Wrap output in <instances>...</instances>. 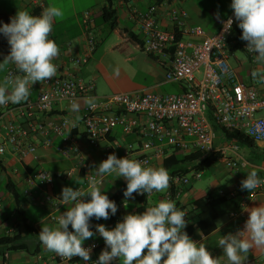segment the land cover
<instances>
[{
	"label": "crops",
	"instance_id": "0c3cea01",
	"mask_svg": "<svg viewBox=\"0 0 264 264\" xmlns=\"http://www.w3.org/2000/svg\"><path fill=\"white\" fill-rule=\"evenodd\" d=\"M157 1L131 0V6L137 11L144 12ZM178 2L179 6L187 14V24L191 27L200 28L206 36L214 35L218 30L220 21L225 19L232 11L230 7L231 0H179ZM50 4L61 7L65 13L62 20L54 22L53 31L49 37L57 43L60 49L58 58L53 61L57 65V74L61 70L69 68L79 79L85 82H92L94 89L90 96L77 101L80 105L78 113L70 111V107H67L65 103H56L48 112L36 114V121L44 123L50 121L57 122L62 117H68L69 121L72 122L88 106L85 102V99L88 97H95V102H97L101 98L113 93L179 94L185 91L184 85L170 83L165 80L164 74L169 68V61L167 59L149 56L142 51L141 47H136L130 43H123L122 39L115 33H109L106 29H103L104 26L101 25L98 14L109 5L107 0H0V15L10 14L14 17L17 11L28 10L30 14L38 16ZM110 5L116 16L117 27L127 30L129 34H135L141 41L137 26L129 18L128 8L117 0H110ZM85 11H93L95 13L93 28L96 46L88 62L76 71H72L70 59L84 55L80 15ZM159 18L160 27L169 29L164 16H159ZM3 24H6V22H2L0 27ZM105 33L106 37L109 35L108 39H106ZM110 35L115 36L116 39H113ZM241 35L242 30L237 25L232 33L234 44L228 46V49L233 46L236 49L230 53H228L227 49L226 64L240 82L255 88L258 97L264 98V84L255 83L251 76V72L254 69L264 68V66L254 62V55L252 58L248 55L245 49L247 42L240 38ZM1 43H8L7 38L2 36ZM6 55L0 52V62L3 61ZM9 67L15 66L9 65ZM117 68L119 69V75H116L115 72ZM5 74L6 71L0 72V81H2ZM196 78L199 79V75ZM95 83L98 85L102 83L103 87L106 88V92L102 90L97 94ZM39 84V82L36 83V85ZM35 99L36 91L30 94L28 100L34 101ZM9 103L12 104L11 102ZM6 111L4 106H0V143L4 142L3 126L7 121L12 119L20 127L27 126L26 122L17 113L13 112L10 115H6ZM257 116L264 118V112L258 113ZM69 135L76 141L79 149L78 157L72 155L69 158H64L59 154L56 149L64 144V139L52 134L49 135L51 143L47 147L42 145L43 137L35 134L29 135L26 143L35 145L36 150L33 155L22 160L11 151L9 145H6L5 154L0 157V236L5 234L19 235L23 240L22 242L27 246L28 252L5 253L0 257V264H35L36 262H40L41 264H89L94 255L99 257L101 251L105 249L104 239L94 235L83 243L88 244L91 241H96L100 245L99 249L94 252V255H90L91 259L89 261H83L82 258L60 261L59 256L47 251L41 244L38 233L42 225L55 226L59 215L72 206L71 204L64 206L60 204L63 187L67 186L73 189L82 187V190H86L88 187L85 180L87 176H96L103 180L111 175L98 176L95 169V166H98L101 162L103 148L108 142L115 145V153L118 157H122L127 145H131L133 150H139L140 139L137 135H123L121 129L116 128L106 138V141H100L96 146L90 147L86 142L83 127L79 121L77 122V127ZM215 135L216 138L213 146L220 148L225 143V140L218 132H215ZM237 146L239 147V145ZM247 149L248 156L244 157L237 153V156L245 162L243 167L235 172L226 169L231 177L229 181L225 180V178L222 179L224 186L196 193L190 183L188 186L182 188L181 194L177 198L180 205H184L186 208H188V204L192 201L204 198L207 195H211L214 199H223L216 208L218 219L216 220L214 231L206 236L194 232L191 237L193 241L205 244L214 257L220 258L221 264H228V262L227 258L223 256V249L217 246L218 240L223 235L229 233L235 234L238 230H243L248 218V213L245 209L264 206V191L252 199H245V202L241 193L236 194L233 198H227L226 196L233 186L242 179H246L247 174L252 170L257 171L259 178H264V140L253 142V148ZM250 156H253L256 160ZM220 162L223 163L222 158ZM160 163L161 159H154L149 166L158 168L160 167ZM214 165L209 170H214ZM37 169H43L50 173H66L69 170H73V174L69 177L55 180L51 188L32 189L34 197L32 199L22 194L24 188L23 179L28 173ZM201 174L202 176L199 180L203 178L204 172H201ZM213 176L214 180L212 182H218L220 177L217 175ZM8 184H13L23 196L19 212L16 210L14 200L6 188ZM212 184L210 183V185ZM111 185L114 187L111 191L99 188L104 194L110 196L115 192L116 180H112ZM165 192L158 194L153 191L148 199V207L155 206L162 198L165 200ZM45 195L51 196L49 203L43 201ZM85 199H90V197H86ZM136 208L137 204L135 202L128 201V206H124L123 208V216L130 213L134 214V209ZM192 217L193 215L188 214L190 222L193 221ZM23 219L26 220V223L31 228L30 232L25 231L24 224L22 223ZM247 262L251 264H264V249L253 247L247 254L245 264ZM111 264H121V261H113Z\"/></svg>",
	"mask_w": 264,
	"mask_h": 264
},
{
	"label": "built area",
	"instance_id": "2783aa9c",
	"mask_svg": "<svg viewBox=\"0 0 264 264\" xmlns=\"http://www.w3.org/2000/svg\"><path fill=\"white\" fill-rule=\"evenodd\" d=\"M117 1L128 8L129 18L137 26L141 36L142 51L154 58L167 59L169 68L165 71V80L184 85L185 91L179 94L115 93L101 98L95 102L94 107L86 106L80 114L79 122L83 127L87 144L94 147L100 141H106L116 128H120L123 135L139 136V150H133L131 145H127L123 156L118 157L115 153V145L108 142L103 148L101 162L107 159L109 154L114 153L117 158L128 156L131 159L146 161L145 166H149L154 159L162 160L168 152L177 150L183 153H218L229 171L235 172L243 167L245 162L237 156L238 146L234 142L224 139L225 143L220 148L213 146L216 135L209 121L211 118L216 125L227 130L239 131L253 142L264 140V137L247 134L250 127L264 122V118L257 117L258 113L264 112V98L258 97L255 88L240 82L226 64L227 49L234 44L232 33L238 25L233 10L220 21L214 35L206 36L200 28L187 24V14L179 6V0H158L144 12L133 8L131 0ZM94 15L93 11H85L80 15L84 55L70 59L72 71L86 64L95 50ZM159 16H164L169 29L160 27ZM230 18L233 23L228 28L226 22ZM248 55L252 58L254 54L248 53ZM8 72L19 74L15 67H9L6 74ZM197 75L199 79L196 78ZM93 89L92 82L79 79L69 68H65L54 78L33 85L30 94L36 91L34 101L4 105L7 110L6 115L17 113L27 126L20 127L12 119L4 124V142L0 143V149L3 151L0 152V157L5 154L6 145L10 146L11 151L20 160L33 155L36 146L26 143L31 134L43 137L44 147L51 143L50 134L62 137L64 144L57 147V152L64 158L72 155L78 157L79 149L76 141L69 135L75 128L72 127L68 117H62L57 122L44 123L36 121L35 115L48 112L56 103H65L70 107L73 101L77 102L90 96ZM42 174H50L51 180L42 181L40 177ZM72 174L73 170L66 173H50L37 169L24 177L22 194L33 199L32 189L51 188L55 180ZM201 176V172H192L186 176L172 177L164 198L176 200L182 188L188 186L191 181L199 180ZM88 177L90 176L85 179L87 184ZM96 178L100 181L98 184L100 187L102 179ZM260 179L264 180V178ZM241 181L226 194L227 198H233L241 193L245 202V199H252L264 191V184H261L250 194L247 190L241 189ZM77 188L82 189V187ZM43 201L49 203L51 196L45 195ZM123 208V204L118 206L117 216L112 221L98 224H103L108 229L114 228L124 217ZM184 212L188 217V210ZM96 225H90V230L98 238L103 239L97 232ZM83 246L92 248L90 255H94L100 247L96 241ZM98 258L94 255L89 264L97 261ZM59 259L68 261L61 257Z\"/></svg>",
	"mask_w": 264,
	"mask_h": 264
},
{
	"label": "clouds",
	"instance_id": "9594fccd",
	"mask_svg": "<svg viewBox=\"0 0 264 264\" xmlns=\"http://www.w3.org/2000/svg\"><path fill=\"white\" fill-rule=\"evenodd\" d=\"M230 7L242 30L240 38L247 42L246 51L254 54L256 64L264 66V0H231ZM64 15L61 7L50 4L38 16L30 14L28 10L17 11L10 18V23L0 27V33L7 38L10 47L9 53L0 62V72L14 65L19 73L8 72L0 81V106L9 102H26L34 84L56 76L57 65L53 61L58 58L60 49L49 37L54 22L62 20ZM232 23L233 20L228 19V28ZM115 72L119 75L118 68ZM251 76L255 83L264 84V68L254 69ZM85 102L89 107H94L95 97H88ZM79 110L80 105L73 101L70 111L78 113ZM80 119L77 115L71 122L73 128L77 127ZM247 134L264 137V122L250 127ZM146 164V161L128 156L117 158L113 153L95 169L98 176L115 173L127 182L123 192L124 206L127 207L129 199H134V193L150 195L153 191L165 192L170 187L171 177L166 168ZM40 177L42 181L51 180L50 174ZM99 183L96 176H90L86 190H74L67 186L62 188L60 204L72 206L59 215L55 226L42 225L38 236L47 251L62 259H91L92 248L83 246L85 240L95 235L90 230V219L107 220L110 213L115 215L117 212L116 203L101 191ZM261 184H264V180L259 178L256 170H252L241 181V189L252 194ZM86 197L90 199L86 200ZM245 211L248 218L243 230L223 235L218 240L217 246L223 249L228 264H245L247 254L253 247L264 249V206ZM186 216L187 213L179 210L174 201L165 199L142 213L125 215L112 229L97 224L96 230L106 247L92 264H111L113 261H121V264H221L220 258L214 257L205 244L193 241L184 231Z\"/></svg>",
	"mask_w": 264,
	"mask_h": 264
},
{
	"label": "trees",
	"instance_id": "16d2710c",
	"mask_svg": "<svg viewBox=\"0 0 264 264\" xmlns=\"http://www.w3.org/2000/svg\"><path fill=\"white\" fill-rule=\"evenodd\" d=\"M107 2H109V5L106 8H103L98 14V19L100 20L101 25L104 26V28L109 33H115L118 37H120L123 43H130L136 47L142 48V42L135 34H129L127 30L119 29L117 27L116 16L114 11L111 9L110 0H107ZM11 17L13 16L10 14L0 15V24L2 22L10 23ZM2 36L3 34L0 33V52L8 54L10 47L8 43H1ZM235 49L236 47L234 46L230 47V49H228V53ZM209 121L211 122L213 130L218 132L223 139L232 141L237 145L253 148V141L243 135V133L235 130H227L219 125H216L212 122L211 118H209ZM219 161H221V156L218 153H183L177 150H172L161 160L160 167L166 168L170 174V177L172 178L174 176H186L191 172H206ZM126 186L127 183L117 184L115 186V192L108 196L110 200H113L116 203L117 208L120 204L125 202L123 192L126 189ZM6 188L14 200L16 210L19 212V207L23 201V196L13 184H8ZM133 196L134 199H129V201H133L137 204V208L134 209V214L142 213L148 208V199L150 195L134 193ZM170 200L175 202L176 207L179 210L185 211L188 209L189 215H193L192 222H190L189 218L186 217L187 226L184 229L190 238L193 236L194 232H198L199 234L206 236L214 231L216 220L218 219V212L216 208L223 201V199H214L211 195H207L204 198L196 199L189 203L188 208H186L184 205H180L177 199L174 200V198H171ZM116 216V213L115 215L110 213V217L107 220H97L95 217H93L90 219V225L105 221H112ZM22 223L24 224L25 231L30 232L31 228L26 223V220L23 219ZM69 230L72 231L71 226H69ZM22 241L23 240L19 237V235L15 234H5L0 236V257H2L5 253L28 252L27 246H25V243Z\"/></svg>",
	"mask_w": 264,
	"mask_h": 264
},
{
	"label": "rangeland",
	"instance_id": "374dc122",
	"mask_svg": "<svg viewBox=\"0 0 264 264\" xmlns=\"http://www.w3.org/2000/svg\"><path fill=\"white\" fill-rule=\"evenodd\" d=\"M103 29H105V28H103ZM105 37H106V33H105ZM108 37H109V35L106 37V39H108ZM111 37L113 39H116L115 36H111ZM96 88H97V94H99V92H101L102 90L104 92H106V88L103 87L102 83H99V85L96 84ZM237 153L239 155H241V156H244V157L246 155L248 156V149L245 146L239 145ZM250 157L252 159H254L253 156H250ZM254 160H256V159H254ZM214 168H215L214 170H209V171L204 172L203 178L201 180L194 181V182L191 181V187L193 188L194 191H196V193H198V192H206L207 190H211V189L214 190V189L221 188L222 186H224V182L222 181L223 178H225V180H227V181L230 180L231 175H229V173L227 172V170H226L225 166L223 165V163H221L220 161L217 162L214 165ZM215 171H216V173L214 174ZM213 175H217L218 177H220L218 182L217 181L216 182H212L214 180L213 179L214 178ZM112 180H116L117 184L127 183L122 177L118 178L115 173H112L109 177H107L106 179L102 180L103 181L102 182V186H100L101 189L102 190H110L111 191L114 188L111 185V181ZM210 183H213V184L210 185ZM155 193L162 194L164 192H155Z\"/></svg>",
	"mask_w": 264,
	"mask_h": 264
}]
</instances>
